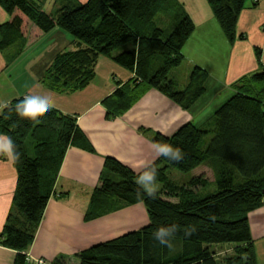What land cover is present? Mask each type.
Segmentation results:
<instances>
[{
	"label": "trees",
	"instance_id": "1",
	"mask_svg": "<svg viewBox=\"0 0 264 264\" xmlns=\"http://www.w3.org/2000/svg\"><path fill=\"white\" fill-rule=\"evenodd\" d=\"M207 1L222 31L233 42L248 0ZM251 1L257 5L260 0ZM0 4L10 16L0 24V48L18 40H23L24 46L27 37L35 39L56 26L78 39L79 47L58 53L45 70L42 83L47 87L58 92L84 89L94 79L102 54L134 74L103 100L108 119L123 115L150 88L165 93L184 109H190L206 90L207 72L199 66L183 90H176L169 77L182 63V48L195 30L179 0H87L63 6L56 15L34 0H0ZM163 11L176 12L177 24L170 33L155 23L156 15ZM128 42L134 47L114 54ZM260 55L258 49L259 60ZM232 87L235 93L215 110L207 127L188 122L171 136L155 134L156 144L179 149L182 160L160 155L137 173L118 159L106 157V168L121 179L102 178L86 219L143 202L149 223L81 250L75 254L80 264H258L249 213L264 204V65L238 78ZM23 99L0 104V134L12 141V157L19 153V159L13 158L17 170L13 206L18 214L8 215L0 233V244L16 251L13 264H29L28 250L55 192L66 151L83 135L77 116L57 108L36 120L21 118L16 105ZM28 137L34 143L32 156L26 148ZM201 164L213 169L217 183V190L207 195L194 189L202 176L180 184L167 175L169 167L189 172ZM153 168L155 186H163L150 196L137 180ZM160 228H174L172 247L153 238ZM186 230H192L191 235H185ZM221 243L234 244L233 252L222 260L215 247ZM50 264L65 262L58 258Z\"/></svg>",
	"mask_w": 264,
	"mask_h": 264
},
{
	"label": "crops",
	"instance_id": "2",
	"mask_svg": "<svg viewBox=\"0 0 264 264\" xmlns=\"http://www.w3.org/2000/svg\"><path fill=\"white\" fill-rule=\"evenodd\" d=\"M34 1L46 12L55 14L53 12L57 13L63 6L87 0ZM179 1L185 7L191 3L190 0ZM205 1H196L199 8L194 13L187 11L195 24V30L183 46L182 52L185 54L192 50V66H199L207 72L203 95L211 96L203 100L205 97L202 95L190 109H184L160 90L150 88L123 115L108 119L103 100L129 82L134 75L111 57L102 58L107 63V68L100 69L96 65L94 79L82 90L58 92L47 87L42 83V77L55 56L79 46L68 31L58 26L35 39L27 37L24 46L23 40H18L17 43L21 46L20 59L24 62L13 64L15 77L9 73L10 63L6 56L10 46L0 48L1 106L16 98L43 96L47 93L55 104L53 108L77 116L78 126L83 133L66 151L55 192L28 250L29 264H37L41 258L45 264L58 258H63L65 264H80L75 254L81 250L146 226L149 216L143 202L125 205L95 219H86L92 195L102 184V178H117L116 173L106 168V157L118 159L134 172L142 171L160 157L153 147L156 144L153 140L156 133L171 136L188 122L203 126L215 110L235 93L233 82L264 65V0H260L257 5L251 0L245 3L237 23L238 37L233 42L228 40ZM9 18L0 4V24L7 22ZM258 49L260 60L257 56ZM179 67L172 69L169 77L179 90H183L192 82L193 71H190V67L183 79H180ZM209 103H215L216 106L213 110L208 109L210 113L203 121L199 119V114ZM197 104L199 105L195 108ZM0 138L7 137L0 134ZM0 151L1 233L13 210L17 170L5 139H0ZM189 172L191 179L201 176L204 178L194 188L198 193H212L214 188L211 185L216 183V178L210 166L201 164ZM189 180L183 176L178 183L186 184ZM249 221L258 264H264V204L249 213ZM228 246L231 248L234 244L215 245ZM15 256L16 251L0 244V264H13Z\"/></svg>",
	"mask_w": 264,
	"mask_h": 264
},
{
	"label": "rangeland",
	"instance_id": "3",
	"mask_svg": "<svg viewBox=\"0 0 264 264\" xmlns=\"http://www.w3.org/2000/svg\"><path fill=\"white\" fill-rule=\"evenodd\" d=\"M197 0H195V1H191L190 0V4H187L186 5V7H185V9H186V11H188V10H190L192 13H194V11H196L198 8H199V4H198V2H196ZM207 2V3H206ZM205 3L208 5V7H209V4H208V1L206 0L205 1ZM201 8V7H200ZM56 11V10H55ZM53 13H55V15L57 14L56 12H53ZM155 23H156V25L158 26V27H160V28H162V29H164L167 33H170L174 28H175V26H176V24H177V19H176V12L175 11H163V12H160V13H158L157 15H156V17H155ZM69 34H70V36H72L74 39H75V41L77 42V44L79 43V41H78V39H76L70 32H69ZM193 43V42H192ZM192 43H190V45L192 44ZM80 45V44H79ZM20 44L19 43H15V44H13V45H11L8 49H7V51H6V56H7V60L9 61V63H10V65H9V73H11L12 74V76L13 77H15V68H14V66H13V64H15V63H18V62H21L22 61V59H20L21 58V50H20ZM69 47H73V46H69ZM77 47H79V46H77ZM76 47V48H77ZM134 47V44H133V42H128V43H125V44H123V45H121L120 47H118L117 49H115L114 50V54H116V53H118L119 51H122V50H125V49H131V48H133ZM75 48V49H76ZM23 49V48H22ZM69 49V48H68ZM193 56V52H192V50L191 51H189V52H187V53H185L184 54V59H183V61H182V63L179 65V66H177V67H179V71H180V73H181V78L180 79H183L182 77H184V75L187 73V71L190 69V67L192 68V70H190V71H193L194 70V65L192 66V61H191V59L190 58H193L192 57ZM104 57H110V56H108V55H104V54H102V55H100L99 56V58H98V61H97V63H96V65H97V67L98 68H100V69H105V68H107V63L104 61V59H102V58H104ZM22 62H24V61H22ZM14 68V69H13ZM174 68H176V67H174ZM173 68V69H174ZM172 72V71H171ZM200 81H201V79H200ZM175 89L176 90H179V88H178V86L177 85H175ZM203 95V94H202ZM143 96V95H142ZM210 94H204L202 97H205V98H203V100H206V98H210ZM142 98V97H141ZM139 101V100H138ZM137 101V102H138ZM136 102V103H137ZM212 102V101H211ZM135 103V104H136ZM207 103V102H206ZM200 104V103H199ZM199 104H197V105H195V108H197L198 107V105ZM206 105V104H205ZM216 106V104L214 103L213 105L211 104V103H209L208 104V106L203 110V112H201L200 114H199V119H202L203 121L205 120V119H207V117H208V114L210 113V110H213L214 109V107ZM212 107V108H211ZM208 109H210V110H208ZM208 119L204 122V125H203V127H207V125H208ZM200 125H202V124H200ZM33 146H34V143H33V140H32V138L31 137H28L27 138V140H26V148H27V151H28V154L29 155H33L34 154V150H33ZM167 175L169 176V179L170 180H172V181H174V182H180L181 181V178L183 177V176H185V177H187L188 179H191L190 177H191V175H190V172H182V171H179V170H177V169H174V168H171V167H169L168 169H167ZM121 179V177L117 174V178H113V180H115V181H119ZM162 186H163V184L162 183H159L157 186H156V189L157 190H159V189H161L162 188ZM211 187H213L214 189L212 190V192H215L216 190H217V183H214V184H212L211 185ZM171 200H173V201H175V200H177L176 198H171ZM17 212V213H16ZM11 213H15V214H18V211H17V209L15 208V206H13V210H12V212ZM233 247L234 246H232L231 248H230V246H228V247H216V249H217V256H218V258L220 259V260H222L223 258H224V256H226L227 254H231L232 252H233ZM42 259V258H41ZM40 260V259H39ZM39 260L37 261V264H40V262H39ZM46 262L44 261V263H42V264H45Z\"/></svg>",
	"mask_w": 264,
	"mask_h": 264
},
{
	"label": "clouds",
	"instance_id": "4",
	"mask_svg": "<svg viewBox=\"0 0 264 264\" xmlns=\"http://www.w3.org/2000/svg\"><path fill=\"white\" fill-rule=\"evenodd\" d=\"M55 107L51 97L46 93L43 96H25L22 101L16 105V112L21 118H27L30 120H36L37 117L44 115L47 111ZM7 149L10 151L12 147V141L8 138ZM153 147L156 150L157 155H163L171 160L180 161L183 159V153L179 149H174L170 145L155 144ZM14 159H19V153L14 154ZM155 169L145 171L137 180L150 196H154L156 191L155 186ZM192 230H186L185 235H191ZM174 233V228H160L153 233V238L159 241L161 245L172 247L171 236Z\"/></svg>",
	"mask_w": 264,
	"mask_h": 264
},
{
	"label": "built area",
	"instance_id": "5",
	"mask_svg": "<svg viewBox=\"0 0 264 264\" xmlns=\"http://www.w3.org/2000/svg\"><path fill=\"white\" fill-rule=\"evenodd\" d=\"M40 264L44 263V260L43 259H40L39 260Z\"/></svg>",
	"mask_w": 264,
	"mask_h": 264
}]
</instances>
